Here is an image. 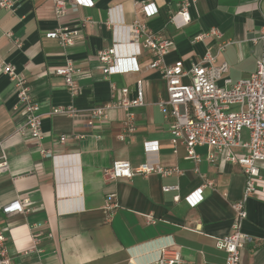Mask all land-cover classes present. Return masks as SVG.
Instances as JSON below:
<instances>
[{
    "label": "crops",
    "instance_id": "1",
    "mask_svg": "<svg viewBox=\"0 0 264 264\" xmlns=\"http://www.w3.org/2000/svg\"><path fill=\"white\" fill-rule=\"evenodd\" d=\"M13 1L12 10L0 7V145L10 166L0 175V208L19 199H28L30 204L27 214L7 215L0 209V230L7 238L11 264H146L157 257L151 247L159 238L176 242L181 264H225L226 253L216 247V241L232 232V204L242 199L245 188L242 166L228 162L226 150L210 162L208 148L198 147L202 156L198 165L187 158L183 145L174 151L170 142L173 118L165 116L158 105L168 98L167 83L151 68L154 57L147 49L142 48L137 56L141 72L108 79L98 56L114 46L121 56H133L128 26L141 22L161 38L174 41L165 56L168 65L183 61L190 68L210 52L218 65L228 64L226 77L236 83L255 72L263 55V43L255 44L252 39L264 26V1L197 0L189 8L191 22L179 28L171 18L181 10L183 0H93L94 7H82L64 19L80 27L83 34L71 48L46 37L60 24L54 0ZM143 2L155 3L159 13L146 18L140 10ZM212 28L221 32L219 38L194 41ZM7 32H12L11 38ZM67 59L75 62L78 72L76 97L64 78L55 74ZM4 64L25 73L31 95L41 106L40 142L17 132L24 116L17 111L14 83L1 72ZM138 81L143 84L146 105L134 109L133 138L120 139L123 110L111 111L107 120L92 129L86 126V111L123 98L124 88L134 98ZM70 105L82 112L78 118L50 114L54 108ZM63 136L65 143L60 141ZM243 137L249 138L248 131ZM148 144H158V151L148 150ZM41 150L52 156L46 157ZM234 152L238 156L246 153L240 148ZM117 161H128L133 167L149 161L165 168L178 167L182 174L106 180L105 169ZM258 166L262 180L247 201L242 231L251 239L241 251L240 264H264V162ZM203 176L215 186L206 188L204 200L191 207L185 198L204 185ZM165 186L178 189L165 192ZM111 194L118 210L109 222L105 205ZM147 215L155 223H149ZM34 233L41 234V252L24 255L33 246Z\"/></svg>",
    "mask_w": 264,
    "mask_h": 264
},
{
    "label": "built area",
    "instance_id": "2",
    "mask_svg": "<svg viewBox=\"0 0 264 264\" xmlns=\"http://www.w3.org/2000/svg\"><path fill=\"white\" fill-rule=\"evenodd\" d=\"M197 0H183L181 10L177 12L171 20L179 28L191 22L189 8ZM264 1V0H260ZM0 7L12 10L13 0H0ZM94 7L93 0H54V12L59 26L46 34L47 38L56 39L63 48H71L83 39L80 27L72 26L64 22L69 13H77L80 8ZM141 13L146 18H152L159 13V9L153 2H143ZM181 19L182 23L178 22ZM264 20V14H263ZM108 24H111L109 21ZM112 25V24H111ZM129 43L134 48L133 56H121L117 51V46L99 53V60L103 66V73L106 79L114 75H125L132 72H141V67L137 62V56L141 49H147L154 57L150 66L158 70L167 83V100L161 101L158 105L165 113V116L172 117L171 144L174 151L179 145L186 149L187 158L198 165L202 156L197 152L198 147H207L209 152L207 159L215 162L218 155L226 150V160L232 164L242 166L245 175L244 194L240 201L233 203L235 220L232 232L218 238L216 247L226 253L225 264H240L241 251L245 244L250 241V237L243 233L242 226L247 219V201L257 191L262 175L259 163L264 162V52L257 62V68L247 78L236 83L226 77L229 72L227 63L217 64L216 57L210 52L199 61L191 64L190 68H185L183 61H178L173 65H168L165 56L174 46V41L163 39L153 33L148 27L136 22L128 26ZM12 37V32L6 34ZM221 36L217 28H212L208 32L200 33L194 41H204L206 38ZM257 44L264 45V26L258 37L252 39ZM20 46V44H18ZM225 45L221 46L223 50ZM2 74L6 75L14 83L18 97V110L24 116V121L17 129L18 134L27 139L40 142L43 138L42 115L39 114L41 106L31 95L28 79L24 72L19 71L11 64H4L1 67ZM55 74L65 80L66 87L72 96H77L80 92L78 72L75 62L67 59L64 65L55 71ZM187 80V81H185ZM222 82V84H220ZM111 88L116 89L112 84ZM123 98L109 102L103 106L94 107L86 114L88 116L86 126L94 128L98 122L107 120L108 115L113 110H123L125 112L124 132L120 136L133 138L136 132V115L134 109L146 105L141 81L137 83V95L134 98L128 97L129 89H122ZM170 107V112L167 111ZM81 111L74 106H60L54 108L50 114L66 115L70 118H78ZM248 131L249 138L244 139L243 133ZM76 138H82L77 136ZM61 143L67 141V137L60 138ZM148 150L157 152L158 144H148ZM0 175L10 170L9 159L0 145ZM235 148L243 149L246 153L238 156L234 152ZM43 150H41L42 152ZM43 154L46 157L52 155L48 152ZM159 174L162 177H169L173 174L181 175L178 167L165 168L161 164L144 162L138 167H133L128 161H117L111 167L105 169L106 180H131L136 175ZM205 178V176H203ZM215 186L212 180L205 178V183L200 188L189 194L185 201L191 207H196L204 200V190ZM178 187L165 186L163 190L169 192ZM179 200V197H176ZM28 199H19L15 202L2 206L0 209L7 215L27 214ZM118 210V203L115 195L111 194L106 201L105 213L107 220L111 222ZM149 223H155L151 215L145 216ZM51 236V235H50ZM41 234L32 235L33 246L24 252V255L39 253ZM151 250L155 251L157 257L146 264H181V250L176 242L169 238L153 242ZM0 264H11V256L7 245V238L0 230Z\"/></svg>",
    "mask_w": 264,
    "mask_h": 264
}]
</instances>
